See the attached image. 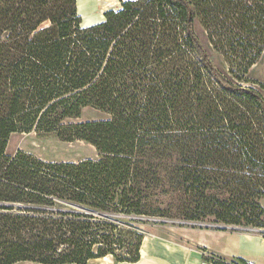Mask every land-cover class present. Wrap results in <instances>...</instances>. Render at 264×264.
Returning a JSON list of instances; mask_svg holds the SVG:
<instances>
[{"label": "trees", "instance_id": "trees-1", "mask_svg": "<svg viewBox=\"0 0 264 264\" xmlns=\"http://www.w3.org/2000/svg\"><path fill=\"white\" fill-rule=\"evenodd\" d=\"M119 1L85 25L78 0H0V264L135 263L147 218L264 228V94L242 83L264 0ZM24 132L98 156L9 154Z\"/></svg>", "mask_w": 264, "mask_h": 264}, {"label": "rangeland", "instance_id": "rangeland-1", "mask_svg": "<svg viewBox=\"0 0 264 264\" xmlns=\"http://www.w3.org/2000/svg\"><path fill=\"white\" fill-rule=\"evenodd\" d=\"M119 5V0H78V10L83 17L85 25L94 24L98 19L102 18L104 11L112 7H117ZM201 5L202 4L197 1L195 2L194 6L195 10L197 11V14L195 16L196 34L198 35L203 46L212 57L216 66L227 76L234 77L230 72V66L227 60L224 58V55L218 52L209 41L203 18L199 13L202 7ZM246 77H248L250 81L242 82L244 86H254L264 94V87H262L264 86V55L256 64L251 67ZM106 116L107 115H105L104 113L88 107L82 111V117L79 120H92L104 118ZM19 148L32 152L44 159L78 160L84 157L94 158L98 156V152L95 147L85 141L66 142L52 137H38L35 132L12 134L8 144V153L13 154ZM262 202H264V199L262 200ZM147 219L149 220V222L144 224L140 223L139 225L146 232L143 246L144 248H148L149 251L155 253H164L165 250H163V247L166 249V251H169L168 247H173L171 241L164 237H172L177 242H185V238H183L182 235H186L189 228L224 229L225 226V229L232 234H261L260 229L255 227L215 224L206 221H182L179 219L159 217ZM154 228H156L161 235H157L148 231ZM204 251L207 252L204 253V257L207 260L205 262L207 264H211L212 262H214L215 260L213 259V257H211V255H216L213 253L214 251L207 249H205ZM216 256L220 257L219 255ZM104 261H106V264H118L114 262L112 257H108L106 260H102V262ZM99 264H101L100 261Z\"/></svg>", "mask_w": 264, "mask_h": 264}, {"label": "crops", "instance_id": "crops-1", "mask_svg": "<svg viewBox=\"0 0 264 264\" xmlns=\"http://www.w3.org/2000/svg\"><path fill=\"white\" fill-rule=\"evenodd\" d=\"M79 11V10H78ZM98 19L97 22L101 21ZM96 23V22H95ZM264 205V202H262ZM161 235L156 228L148 230ZM261 231V230H260ZM183 241H175L172 237H164L171 241L173 247L169 251L163 247L164 253H155L144 248L141 249L140 260L135 263L121 262L118 264H207L204 251L212 250L227 261L231 259L251 260L254 264H264V234H232L227 230L208 228H189ZM169 241V242H170ZM201 248V249H200ZM204 249V250H202ZM108 257L91 259L88 264H106Z\"/></svg>", "mask_w": 264, "mask_h": 264}, {"label": "built area", "instance_id": "built-area-1", "mask_svg": "<svg viewBox=\"0 0 264 264\" xmlns=\"http://www.w3.org/2000/svg\"><path fill=\"white\" fill-rule=\"evenodd\" d=\"M261 230V232H263L264 234V228H259ZM211 257H213V259L215 260L214 262H212L211 264H217V261L220 259L219 257H217L216 255H211ZM241 264H254L253 261L251 260H245L244 263Z\"/></svg>", "mask_w": 264, "mask_h": 264}, {"label": "water", "instance_id": "water-1", "mask_svg": "<svg viewBox=\"0 0 264 264\" xmlns=\"http://www.w3.org/2000/svg\"><path fill=\"white\" fill-rule=\"evenodd\" d=\"M83 109H84V108H83ZM83 109H82V110H83ZM81 117H82V113H81ZM81 117H80V118H81ZM80 118H78V120H79ZM74 122H75V121H74ZM224 227H225V226H224ZM25 264H29V263H25Z\"/></svg>", "mask_w": 264, "mask_h": 264}, {"label": "bare ground", "instance_id": "bare-ground-1", "mask_svg": "<svg viewBox=\"0 0 264 264\" xmlns=\"http://www.w3.org/2000/svg\"><path fill=\"white\" fill-rule=\"evenodd\" d=\"M88 108V107H87ZM86 109V108H85ZM99 259V258H98Z\"/></svg>", "mask_w": 264, "mask_h": 264}]
</instances>
